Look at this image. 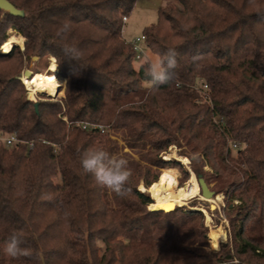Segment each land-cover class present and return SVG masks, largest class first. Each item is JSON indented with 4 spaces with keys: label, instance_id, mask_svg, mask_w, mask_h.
I'll list each match as a JSON object with an SVG mask.
<instances>
[{
    "label": "trees",
    "instance_id": "trees-1",
    "mask_svg": "<svg viewBox=\"0 0 264 264\" xmlns=\"http://www.w3.org/2000/svg\"><path fill=\"white\" fill-rule=\"evenodd\" d=\"M9 1L25 15L0 9V46L8 29L25 41L0 51V133L24 142L0 143V264H264V0L159 7L143 28L145 46L179 55L173 80L156 90L122 34L137 0ZM65 21L67 40L57 35ZM65 43L79 61L64 55ZM34 55L55 59L65 80L59 100L26 98L18 77ZM112 131L138 159L120 154ZM92 146L128 160L124 194L84 173L80 157ZM171 146L225 196L229 240L217 249L200 210L164 211L137 189L157 181ZM13 233L31 257L4 255Z\"/></svg>",
    "mask_w": 264,
    "mask_h": 264
},
{
    "label": "rangeland",
    "instance_id": "rangeland-1",
    "mask_svg": "<svg viewBox=\"0 0 264 264\" xmlns=\"http://www.w3.org/2000/svg\"><path fill=\"white\" fill-rule=\"evenodd\" d=\"M170 3H175V0H137L132 12L124 21L123 32H122L123 37L127 38V40H130L132 38L141 36L144 27L156 22L158 8ZM7 33L9 34L8 39L11 37H16V38L21 37L22 41L20 42V44L14 43L13 46H17L18 48L22 49L25 41L24 37L18 34L13 29H8ZM139 45L143 48L144 54L139 60H136L134 62L135 67H138L142 63L143 57H152L153 59L157 58L147 49L145 43L140 41ZM2 47L3 44L0 46V51L5 53L2 50ZM34 56L38 57L37 55ZM32 57L33 56H31V58L24 63L22 72L27 69L32 73H36V72L43 74L54 73L55 75H57V80L60 83V86L62 85L61 87L62 94L59 95V92L57 91V94L55 96H49L47 93L35 91L33 96L31 97L29 95L28 96L32 99L34 98L35 100H59L60 98H62L64 94L63 88H64L65 80L59 74V71L55 63V59L52 56H48V57H42L41 59H39L38 57L37 59L34 60L32 59ZM20 76H22V73ZM24 86L27 90H29L26 85ZM111 134L112 135H110V137L112 139H115L118 142L119 146L121 147L120 154H129L133 158L138 159L137 155L133 154L129 150V148L126 147L120 132L112 131ZM161 157L164 160H166L168 163L165 164L162 168H160L159 173H161L162 169L168 167L174 168L177 171V178H175L174 182L171 185H169L168 188L176 189L186 184L190 178V171H192L188 157L179 155L177 153V148L175 146H171L166 153L161 154ZM181 158H186V162H183ZM178 164L183 167L181 168ZM183 169L187 170V174L183 173ZM205 170H210V169L208 167H205ZM213 186H214V182H210L209 188L211 189ZM145 188H147V186H145L143 181H139L137 185V189H139L142 192H145L151 198L152 196L149 192V188L147 189V191H144ZM218 194H220V200L216 201L217 203L213 201L203 200L200 198V195H196L195 197H191L185 201L183 200L181 203H178V205L182 204L179 206H183L184 208L183 210H199L198 207H200L201 209L200 211L202 212L204 217V225L207 227L208 230L207 231L208 242L212 249H217L218 244L220 242H225L229 240L228 218L225 214V211H223V207L226 204V199L222 192H219L216 195ZM236 202L237 201H234V203ZM148 209H150V207ZM202 209H204L205 211H202ZM217 227L221 228L225 232L226 234L225 239H221L220 233L217 231ZM212 230L213 232L216 233V236L213 234ZM216 238L218 239L217 241ZM212 244H216V248H214Z\"/></svg>",
    "mask_w": 264,
    "mask_h": 264
},
{
    "label": "clouds",
    "instance_id": "clouds-1",
    "mask_svg": "<svg viewBox=\"0 0 264 264\" xmlns=\"http://www.w3.org/2000/svg\"><path fill=\"white\" fill-rule=\"evenodd\" d=\"M71 32V23L65 21L60 25L57 35L67 40ZM65 56L76 61L81 59V51L74 45L65 43L62 46ZM175 49L169 48L157 58L143 57L141 67L146 82L152 90L159 89L173 80L174 69L177 68V56ZM80 165L86 174H91L98 186L109 192L122 195L126 192V185L132 175L129 162L122 155L112 154L103 148L89 147L80 157ZM21 235L13 233L5 242L3 253L6 257L16 260L33 255L30 247H23Z\"/></svg>",
    "mask_w": 264,
    "mask_h": 264
},
{
    "label": "bare ground",
    "instance_id": "bare-ground-1",
    "mask_svg": "<svg viewBox=\"0 0 264 264\" xmlns=\"http://www.w3.org/2000/svg\"><path fill=\"white\" fill-rule=\"evenodd\" d=\"M21 41V37H11L3 44L2 50L4 52H7L14 43L20 44ZM20 78H22V82H24L28 87V95L30 97L34 95L35 91L47 93L49 96H55L60 86V83L57 80V75H55L54 73L43 74L36 72L30 74L26 72V74L22 73V76H20ZM181 160L183 162H186V158H181ZM175 178H177L176 169L170 167L164 168L162 169L157 181L152 183L149 187V192L155 199L156 208L163 209L164 211H170L178 203H181L183 200L185 201L191 197H195L196 195H200V198L203 200L213 202L220 200V194L209 199L204 198L200 194L195 174L192 171H190V178L186 184L176 189L168 188V186L174 182ZM202 211L205 210L202 209ZM217 231L220 233L221 239H225V232L219 227H217Z\"/></svg>",
    "mask_w": 264,
    "mask_h": 264
},
{
    "label": "built area",
    "instance_id": "built-area-1",
    "mask_svg": "<svg viewBox=\"0 0 264 264\" xmlns=\"http://www.w3.org/2000/svg\"><path fill=\"white\" fill-rule=\"evenodd\" d=\"M126 20V17H123V21ZM127 42H129L133 49L135 50V60H139L143 54H144V50L143 48L139 45V42L142 41L144 43V35L142 34L141 36L139 37H135V38H132L130 40H126ZM23 84L25 85V83L23 82ZM28 92L29 90L26 89V98L29 99V100H33V101H36L34 98H30L28 96ZM65 119V118H64ZM220 122H222V119H219ZM87 126H90L91 128L93 129H96L98 130L100 133H104L107 131V128L102 125V124H91V125H88V124H83L82 125V128H86ZM20 142H24L23 140H21L16 133H8V134H2L0 133V143L6 145V146H11L13 144H16V143H20ZM28 143V147L30 148L32 146V142H27ZM233 146H236V144H233Z\"/></svg>",
    "mask_w": 264,
    "mask_h": 264
},
{
    "label": "water",
    "instance_id": "water-1",
    "mask_svg": "<svg viewBox=\"0 0 264 264\" xmlns=\"http://www.w3.org/2000/svg\"><path fill=\"white\" fill-rule=\"evenodd\" d=\"M0 9H2L3 11H5V12H7L10 15H13V16H23V15H25V11L23 9L17 8L9 0H0ZM37 58L38 57H36V56L32 57V59H34V60L37 59ZM26 72H28L30 74L32 73V72L28 71L27 69L24 70L22 73L26 74ZM18 78L21 79L20 76ZM34 108H35V110L37 109V103L34 104ZM196 180H197V183H198V186H199V189H200V194L204 198H212V197L216 196L214 194V192L209 189V186L206 184V182L204 181V179L201 177L200 174L198 175ZM199 210H201V209H199Z\"/></svg>",
    "mask_w": 264,
    "mask_h": 264
},
{
    "label": "crops",
    "instance_id": "crops-1",
    "mask_svg": "<svg viewBox=\"0 0 264 264\" xmlns=\"http://www.w3.org/2000/svg\"><path fill=\"white\" fill-rule=\"evenodd\" d=\"M122 32H123V30H122ZM126 40H127V38H125Z\"/></svg>",
    "mask_w": 264,
    "mask_h": 264
}]
</instances>
